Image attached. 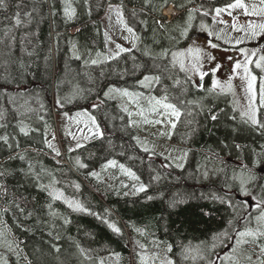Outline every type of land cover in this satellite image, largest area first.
I'll use <instances>...</instances> for the list:
<instances>
[{
  "label": "trees",
  "instance_id": "obj_1",
  "mask_svg": "<svg viewBox=\"0 0 264 264\" xmlns=\"http://www.w3.org/2000/svg\"><path fill=\"white\" fill-rule=\"evenodd\" d=\"M113 4L121 7L137 43L93 64L107 52L106 8ZM171 4L178 14L166 23L162 10ZM218 4L4 0L0 137L7 140L0 139V264H160L161 256L172 264H232L222 260L226 254L239 264L264 259L254 244L232 251L235 230L255 227L249 218L258 215L255 205L264 201V128L246 122L232 95L210 85L209 74L196 84L170 58L194 36L211 38L188 28L189 13L194 22L205 16L209 27L204 30H211ZM67 5L75 10L71 19L64 12ZM147 74L160 78L153 92L167 97L181 114L163 139L168 149L173 145L188 152L181 167L143 148L154 136L141 135L139 127L149 126L151 119L139 118L133 125L129 110L104 96L111 88L139 89L138 81ZM133 102L140 106L147 96ZM75 112L94 118L103 134L69 136L61 117ZM258 119L264 123V108ZM109 160L116 166L102 167ZM241 179L247 181L248 195L241 193ZM141 184L145 191H136ZM57 191L62 198H54ZM66 199L87 211H74ZM225 229L228 236L212 239ZM186 247L193 251L186 254Z\"/></svg>",
  "mask_w": 264,
  "mask_h": 264
},
{
  "label": "rangeland",
  "instance_id": "obj_2",
  "mask_svg": "<svg viewBox=\"0 0 264 264\" xmlns=\"http://www.w3.org/2000/svg\"><path fill=\"white\" fill-rule=\"evenodd\" d=\"M235 3V0L218 4L214 6L215 13L212 15L213 24L211 26V30H204L200 28L203 24L206 27H209L207 24L208 21L206 17L201 15V17L194 22L193 19L189 21L190 27L193 28L194 32H203L206 35L211 33V38L206 39L205 37L194 36L191 38V43L187 44L183 48L177 49L173 51V53H177L176 58H173V53L170 56L172 62L176 64L181 70V61L184 62V68L187 71H184L196 84L203 81L205 76L201 78L198 73L192 70L191 65L193 63L198 64L201 68V71L210 75V85H212L213 73L211 72L212 68H215L217 65L220 67L215 72V78L218 81V86L214 89L220 92L229 93L232 95V103L237 112L241 115L242 112H246L248 110V93L246 90V80H242L241 77L244 76L243 68L239 69L237 72L233 73V65L240 61L242 64L246 62V58H250V63H248V67L252 72V75L256 76L255 82V90L257 92L256 106L258 108L257 118L259 112V87L260 80L264 77V71L260 68L256 67V61L260 59L261 56H264V29H261L259 25L264 24V12H260L259 9L264 8V4H261V0H241V3L246 6L247 13L245 8H228L227 5ZM106 8V23L109 30L107 39V52L105 54H98L94 60L99 62L110 60L107 57H116V53L119 51L117 45H120L124 49L128 50L134 44L137 43V39H133L135 36L134 33H129L127 31V27H125L126 23H120L116 9H121L118 5H111V8ZM223 8L224 11L217 14L216 9ZM255 9V12H254ZM202 13V11H200ZM170 13V14H168ZM172 13L171 9H166L165 14L170 16ZM169 19H172L170 17ZM168 19V20H169ZM250 25H255V27H250ZM188 26V28H190ZM256 33L253 35V33ZM196 35V33L194 34ZM203 40H206L208 43L204 44ZM211 42V43H209ZM207 44L209 46H207ZM211 44L217 45L216 47H212ZM199 48L201 49L200 59L196 60V54L188 53L186 50L189 48ZM243 49V51H241ZM124 52V51H123ZM122 52H119V54ZM182 54V55H181ZM208 54L214 58L212 60L208 59ZM211 73V74H210ZM145 76L153 75H144L139 81V89L131 91L133 96H124L118 91L109 90L110 96H104L107 98H114L115 101L124 109H128V105H130L131 112V121L134 125V121L136 119H151L149 126L145 127L141 125L139 127L138 133L141 135H153L154 139L151 143H143L144 147L152 148V150H156L166 155L171 161L177 165L178 167L183 166L186 157L187 151L185 152V148L180 149L179 147L170 145V149L167 143L164 142V137L167 135H171L173 133L174 128L178 122V119L175 116H172L170 111L165 112V110L157 106L155 112L151 110L153 104L156 99H161L158 97L152 89V84L156 82V80L146 82V85H142L140 81L144 79ZM156 77V76H155ZM229 77H231V89L228 90L227 85L229 83ZM198 82V83H197ZM222 88L224 90H222ZM117 89V88H111ZM147 96V102L142 105H135L133 101L139 100L141 97ZM166 103H170L169 101H165ZM174 103V102H173ZM143 112V115L140 113ZM75 112L69 115H63L61 117V121L64 122L69 128V136H74L77 133L85 134H93L96 132L97 126L93 123V119L85 114ZM181 116V114H180ZM179 116V117H180ZM187 117L189 116L186 115ZM136 117V118H135ZM246 118V117H244ZM247 119V118H246ZM156 120L162 121L161 123H155ZM175 124V127H173ZM60 125H58V129ZM100 133V132H99ZM98 134L97 137H99ZM159 136V138L157 137ZM167 142V141H166ZM165 143V144H164ZM147 259V255L143 256V260ZM167 259L163 256L160 257V264H167Z\"/></svg>",
  "mask_w": 264,
  "mask_h": 264
},
{
  "label": "snow or ice",
  "instance_id": "obj_3",
  "mask_svg": "<svg viewBox=\"0 0 264 264\" xmlns=\"http://www.w3.org/2000/svg\"><path fill=\"white\" fill-rule=\"evenodd\" d=\"M145 3H148V0H145ZM164 3L166 4L167 0H164ZM261 4H264V0H261ZM3 6H4V0H0V7H3ZM161 6H163V5H161ZM109 7L111 8V5ZM227 7L228 8H245L246 14H252V13H247V8H246L245 5H243L241 3V0H235V3L229 4V5H227ZM224 10L225 9H223V8H218V9H216V12H217V14H219L220 12H222ZM192 11H195V10H192ZM259 11L260 12H264V8L259 9ZM64 12H65V15L69 19H71L74 16V14H75V10L72 9L70 5H67L65 7ZM116 12H117V17H118L120 23L123 24L124 21H123V18H122L121 10L119 8H117ZM254 12H255V9H254ZM25 16H28V13H25ZM191 19H192V15H191V12H190L189 13V20H191ZM14 20H15V24L16 25H20L21 24L22 21L20 19V14L19 13H16V15L14 17ZM158 23H159V21H158ZM190 26L191 25H189V27ZM125 27H127V25H125ZM204 27L205 26L202 24L201 28H204ZM250 27H255V25H250ZM259 27L261 29H264V24L259 25ZM127 31L129 33H133V29L130 28V27H127ZM187 32H188V28L186 27L181 32V35L182 36L187 35ZM5 34L7 35V32ZM255 34L256 33L254 32L253 35H255ZM105 35H106V40L110 39V37L107 36V33ZM133 39H138V37L133 36ZM209 43H211V42H209ZM133 46L135 47V44ZM211 46L212 47H216L217 45L211 44ZM117 48L119 49V51L116 53L117 56L119 55V52L126 51V49H124L120 45H117ZM186 51L188 53L195 52L196 60L199 61L201 49H199V48L193 49V48L190 47ZM241 51H243V49H241ZM176 56H177V53H173V58L174 59L176 58ZM107 58L108 59H112L113 57L110 56V57H107ZM208 59L212 60L214 58L211 56V54H208ZM98 62L99 61H97V60H93L92 61L93 64H96ZM250 62H251L250 58H246V62H244L243 64L240 61H237L233 65V73H235L239 69L243 68L244 76H242L241 79L242 80H246V82H247L246 90H247V93H248V110L246 112H242L241 116L247 118L246 122H250L252 125H260L262 128H264V123H262L261 120H259L257 118V111H258V108L256 106L257 92L255 90V82H256L257 77L252 75V72L250 71V69L248 67V63H250ZM180 63H181L182 70L187 71V69L184 68V62L181 61ZM255 63H256V67L257 68H260L262 71H264V56H261L260 59L258 61H256ZM219 67H220V65H217L215 68L211 69V72L213 73V80H212L213 88L218 86V81L216 80L214 74H215V72L217 71V69ZM191 68H192L193 71L198 73L201 78H203L206 75V73L201 71V68L196 63H193L191 65ZM159 79H160L159 77L145 76L144 79L142 81H140V83L142 85H146V82H148V81H152V80L158 81ZM230 81H231V77H229V83L227 85L228 90L231 89ZM211 90L212 89H210V91ZM222 90H224V89L222 88ZM111 91H118L124 96H129V97L133 96V94L129 93L126 89H123V90H120V89H109V92H111ZM109 92H105V96H108ZM153 100H155V103L153 104V106L151 108V110L153 112L156 111L157 106H160V107H162L165 110V112L170 111L172 116H175L177 119L179 118L180 112L177 110L176 106L171 104V103H166L165 102L167 100V97H163L161 99L153 98ZM59 103H60V101L57 100V104H59ZM259 106H260V108H264V77H262L261 80H260ZM77 115H80V113H78ZM140 115H143V112H141ZM211 118L213 120H215L217 117L215 115H213ZM145 122H148V121H145ZM161 122L162 121H160V120H156L155 121V123H161ZM93 123H95L94 118H93ZM173 127H175V124H173ZM20 130H21V132L25 131L24 128H21ZM97 132H99V128L98 127H97ZM99 134L102 135L103 133L101 132ZM0 139H3V140L6 141L7 137H0ZM48 146L52 147V145L50 143H48ZM77 147H80V145H77ZM145 151H147V148H145ZM57 154H59V153H57ZM21 159H23V157H21ZM77 163L79 164V160L77 161ZM116 163L117 162L114 161V160H109L102 167H104V168L114 167V166H116ZM80 166L84 167V165H80ZM119 167L126 175H128L132 179H135V180L139 179V177H137L136 174L131 169L125 168L124 165H120ZM90 175L98 177L99 174L93 172V173H90ZM246 183H247L246 180L241 179L240 188H241V193L243 195H248V191H247V189L245 187ZM145 187H146L145 185L141 184L139 186V188L136 189V191L143 192V191H145ZM53 195H54V198H56V199H59V198L63 197V193H61L59 191L55 192ZM253 199H255V197H253ZM65 203H67L68 206L70 208H72L74 211H87V209L84 208V206L82 204H80L79 202H77V201L67 200L66 199ZM262 204H264V201H260L259 203H257L255 205V208L258 211V215H255L254 217H250L249 218L250 220H252V219L255 220V224H256L255 227L245 226L242 230H235L236 244L233 246V249H232L233 252H236L237 248H239L241 245L254 244V245H256L259 248L261 255L264 256V242H260V241L264 240V208L261 207ZM232 223H233V221H231V220L228 221V225L229 226H231ZM108 226L113 231H115L117 233L120 232V229L115 224H109ZM221 236H228L227 229H225L221 233L214 234L212 239L215 241L216 239H218ZM213 247H215V244H213ZM170 250H171V246H169V251ZM81 251L83 252V249H81ZM184 251H185L186 254H190L193 250L191 248H187L186 247ZM247 259L250 261L251 260V256H248ZM142 260H143V258H142ZM222 260H232V264H239V261L235 257L229 256L228 254H226L224 257H222ZM167 264H172V261L171 260L167 261ZM259 264H264V259H259Z\"/></svg>",
  "mask_w": 264,
  "mask_h": 264
},
{
  "label": "water",
  "instance_id": "obj_4",
  "mask_svg": "<svg viewBox=\"0 0 264 264\" xmlns=\"http://www.w3.org/2000/svg\"><path fill=\"white\" fill-rule=\"evenodd\" d=\"M201 1H206V2H223L225 0H201ZM260 172H263V170H259Z\"/></svg>",
  "mask_w": 264,
  "mask_h": 264
},
{
  "label": "crops",
  "instance_id": "obj_5",
  "mask_svg": "<svg viewBox=\"0 0 264 264\" xmlns=\"http://www.w3.org/2000/svg\"><path fill=\"white\" fill-rule=\"evenodd\" d=\"M204 44H206L204 41H203ZM209 46V45H208Z\"/></svg>",
  "mask_w": 264,
  "mask_h": 264
},
{
  "label": "bare ground",
  "instance_id": "obj_6",
  "mask_svg": "<svg viewBox=\"0 0 264 264\" xmlns=\"http://www.w3.org/2000/svg\"><path fill=\"white\" fill-rule=\"evenodd\" d=\"M168 14H170V13H168ZM67 164V163H66Z\"/></svg>",
  "mask_w": 264,
  "mask_h": 264
}]
</instances>
